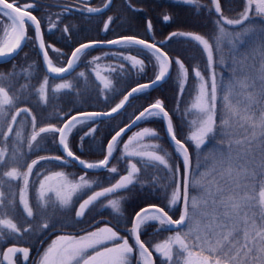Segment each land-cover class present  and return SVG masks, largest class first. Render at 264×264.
I'll return each instance as SVG.
<instances>
[{"label": "snow or ice", "instance_id": "snow-or-ice-1", "mask_svg": "<svg viewBox=\"0 0 264 264\" xmlns=\"http://www.w3.org/2000/svg\"><path fill=\"white\" fill-rule=\"evenodd\" d=\"M187 4H196L198 0H183ZM33 4L20 5L19 0L15 3H9L8 0H0V27H2L6 36L10 35L8 42L0 46V58L10 57L15 54L22 46V42L26 41V23L30 22L34 26L36 37L39 40L38 47L42 50L43 58L46 61L47 71L50 74L68 73L73 70L80 60L81 55L85 50L98 47L102 41H90L88 43H81L71 53V58L66 61L65 67H54L52 61L48 59V52L45 50V43L40 28V20L32 14L30 10ZM108 7L107 4L104 6ZM255 9V15L264 17V0H246V5L243 12H240L238 18L228 19L223 17L219 0H215L214 7L211 11L217 13L220 18L214 20L215 30L210 34V38L192 32L175 31L170 33L165 41L149 42L145 39H140L137 36H119L118 38L108 40L109 45H126L139 46L142 52L154 57L155 66L158 67V72L150 83L138 84L132 87L123 98L110 108V111H92V112H78L72 115L70 119L63 124L62 127H56L53 124L39 127L36 131L37 117L31 115V109L21 108L11 117L13 124L16 123V118L22 113L29 114L31 117L32 133L30 137L26 136L25 127L23 124L18 125V130L14 132L11 125L7 126L6 132H0V137L6 141L10 134L15 135L17 145L24 141L27 144L29 151L39 150L40 142L38 137L41 134L54 133L59 135L60 150L64 153L63 156H39L37 159L31 160L30 163L24 165L26 172L21 173L17 167H12L5 175L12 179H21L23 188L20 190L19 202L22 205L23 211L28 218H33L32 222H25L26 226H18L12 219H0V226L10 230L15 234H22V232L31 233L33 231L32 223L36 220L44 219L40 223V230H59L64 232L68 228L75 227L77 223L83 220L91 209L99 206H111L116 213L121 212L122 201L126 199L120 195L123 191L130 190V186H134L138 181L137 177L141 173V168L137 167L136 163H130L129 168L126 169V175H120L115 183L110 187H102L96 182V187H102V190L95 191L93 183L84 176L79 178V181H69L64 172H53L50 175H43V179H38L36 184L32 185L35 192V204H30L26 193L29 189V178L33 175V169L36 165L46 162H59L62 166H68L73 160L76 161L85 170H99L106 169L113 174H118L119 169L116 166L109 167L110 158L116 150V146L120 142L121 136L125 131L141 120H147L153 117H163L167 120L166 131L172 141L174 149L182 155V163L184 167V182L183 195L181 192V183L177 179L179 174V167L173 162L169 164V159L165 155L158 154L157 151H148L140 149H156L160 148L158 144H146L140 146V149L129 150L134 141L142 140L146 136L156 137V133L149 128H144L142 131L136 132L129 137L128 141L124 143V155L128 157H139L144 162V167L158 168L163 166V170L172 177L171 184H160L159 179L153 177L148 183H152L154 187H160L167 192L170 191V198H167L165 207H160L156 204H150L147 207L141 208L135 213L132 227L125 226V221L122 216H115V224L112 220H95L90 222L88 228L79 229L75 234L56 235L55 239L43 251L39 260L35 264H133V254L138 252L141 262L138 264H155L151 258L152 251L149 250V244L141 240L142 230L150 223L156 222L157 231L161 230H175V234L167 237L161 243H155L153 250L163 258V264H174V247L177 249L175 255L182 260V264H264V160L257 166L258 171L249 173L253 180L259 175L261 179L258 181L259 190L256 192V185H253V195L243 197V201L248 206H255L259 209V214L248 216L246 213L241 214V203L235 196L226 195L225 189L218 186L219 182L213 178H207L215 172L216 166L223 167L224 164H229L227 169L231 174L232 161V146L231 140L232 131L230 119L233 116H240L241 110L233 105L229 99L233 95L234 88L239 85L241 88H248L249 83L246 81L232 80L225 86V94L223 95V109L220 115V123L217 125L216 120V101H217V81L214 72V48L220 51L221 44L227 42L233 52H235L240 44L244 42L243 38L250 34L258 35V50L260 55L264 57V22L256 23L252 17V10ZM66 11H71L67 9ZM87 13H100L101 8H86L83 9ZM7 19L9 24L4 25L3 21ZM165 21L169 20V16L163 17ZM112 18H108V22L104 23L103 30L107 31ZM227 26H242L239 31H232ZM55 28V24L52 25ZM52 28L48 30L51 31ZM147 29L152 31L151 21L147 22ZM65 32L67 28L64 29ZM182 37L195 42L201 47L206 54V67L211 73L210 93L209 84L205 80L200 68L197 66L193 71V77L199 79L197 94L191 103L192 109H195L198 114V119L192 121L195 125V130L187 136L189 142H194V148L197 156L196 167L199 168L200 156L202 146L206 144L209 137L214 140L220 137L215 147L208 152V159L212 162L213 167L201 174L200 179H195L191 187L201 189L199 197H189V182L187 177L192 169V158L189 153L187 144L177 138L176 131L172 117L164 108L163 102L159 99L149 107L145 108L135 116V119L126 127H121L111 137L110 142L106 147V155L99 162L90 163L76 156L71 151L68 143V136L71 134L73 128L79 125H86L90 121H95L97 117H110L112 114L118 113L123 109L130 97L136 94L143 93L146 89L155 87L156 84L166 80L170 74L173 63L178 66V75L181 79V84L178 86L179 93L184 92V83L188 79L189 69L185 66L183 61L179 58L169 57L166 51H163L158 45L167 43L168 40ZM53 51H58L53 49ZM122 55V53H118ZM100 57L94 58L99 60ZM123 59L132 62V67L144 70V61L137 59L136 56L127 55ZM0 62H3L0 59ZM221 64H223V57L221 56ZM240 61L233 60V64H238ZM121 70L123 66L121 65ZM115 71V69H113ZM84 76L83 72L79 73ZM97 76L103 82L105 89L109 88L110 81L107 77ZM259 81L261 84V96H264V64L261 65ZM254 86V85H253ZM73 85L70 82L59 83L55 86L54 91L72 89ZM48 80L45 79L43 84L37 89L39 97L43 101H47ZM251 100V95L248 96ZM21 97H13L9 95L7 88L0 86V111H4L5 106L14 107ZM244 113L248 109L245 108ZM228 117L227 119L225 117ZM240 118L245 124H250L253 133L252 139L255 140L257 135L264 139V109L261 110L257 118L253 116L243 115ZM96 129L92 128L85 133L86 137H92ZM33 142H36L35 144ZM240 144L241 141H236ZM162 150V149H161ZM19 148L17 147L11 156V161L17 163ZM7 154V149H0V164L4 163V157ZM41 173H37L39 177ZM194 175V174H193ZM63 177L64 181L61 184L53 185L49 183L54 178ZM223 179V173H221ZM38 185V187L36 186ZM91 192V194H88ZM86 196V198H84ZM110 196H118L119 198L109 199ZM73 197H76L74 202ZM102 198L107 200V205L102 203ZM82 201V202H81ZM190 201V203H189ZM183 204V209L178 219H173L169 215V211L178 203ZM5 203L4 193L0 192V205ZM9 204L14 203V200H9ZM59 205L65 209L72 211L71 220L65 219L64 222L58 223L55 220V208ZM205 209L211 206V210H201V206ZM191 207V213L189 208ZM257 220L259 223H257ZM103 223L105 226L100 227ZM113 225V226H108ZM94 229V230H93ZM121 232H126L128 235H121ZM3 231H0V236H3ZM129 238L133 243H129ZM42 243V242H41ZM31 249L29 247H9L7 252L3 255V259L8 261V264H16L13 257L19 253L22 255V260L27 262L29 260ZM180 260L175 264H180Z\"/></svg>", "mask_w": 264, "mask_h": 264}, {"label": "trees", "instance_id": "trees-1", "mask_svg": "<svg viewBox=\"0 0 264 264\" xmlns=\"http://www.w3.org/2000/svg\"><path fill=\"white\" fill-rule=\"evenodd\" d=\"M10 1L16 2V0ZM171 1L172 0H151V10L157 19L163 22V17L165 15L169 16L171 19L167 22L168 25L165 26L167 28H163L162 26L159 27L158 30L152 29L151 32L147 29L146 21L141 20V16L149 17L147 9L146 11L141 10L136 14L135 21H131L127 13L122 12V9L117 10V3L113 4L106 13L108 17L112 18V21L109 24L108 30L104 31V23L100 21V17L98 16L93 15L92 18L86 19L84 14L79 11H74L70 20H67L62 8L58 6L39 4V2L34 5L43 10L42 13H38L36 16L40 20L45 49L48 52L49 59L52 61V65L63 67L66 65V61L71 56L73 50L81 43L93 40L106 41L119 36H137L138 38L151 42L164 39L167 34L172 31L170 29V26L173 25L172 21H176V18L179 17V10L176 9V7L162 4ZM30 2H32V0H19L20 5L29 4ZM198 4L199 10L204 9V7L206 10L210 9L207 0H199ZM245 5L246 4H243L240 9L224 17L228 19L238 18L239 13L244 11ZM32 9L35 8H31L30 10ZM207 16L212 15L208 14ZM212 17L214 18V16ZM252 17L256 23L264 22V17L256 16L255 13H252ZM66 22L70 23V25L69 29L65 32ZM9 23L10 21L7 19L3 21L4 25ZM163 23L166 24L165 22ZM53 24H55V28L51 27ZM57 26H61V28L58 29ZM225 27L232 31H239L242 26L225 25ZM49 28H52V30L49 31ZM181 31L203 35L206 38H210V34L214 32L201 33L202 31L199 29ZM4 35V31L2 27H0V46ZM250 35L252 36L254 34ZM54 41L59 42V44H56ZM223 44L228 43L225 42L221 45ZM53 49L58 51H53ZM163 49L168 53L169 57L179 58L183 61L185 66L188 67V81L191 83V89L184 85V92L182 94L179 93L178 86L181 84V81L176 77L179 69L178 66L173 63L171 74L164 83L158 87L133 96L124 110L116 116L96 118L94 122L90 121L86 125L78 124L72 129L71 134L68 136V143L71 151L83 160L89 162L99 161L104 158L107 144L115 132L130 123L141 111L159 99L163 102L164 108L172 117L177 138L182 139L187 144L189 153L191 154L192 169L190 172L189 197H199L201 195V189L199 187L192 188L191 184L195 179H200L202 173L209 171V169L213 167L212 162L208 159V152L215 147L220 137H216L215 140L209 137L206 144L202 146V154L200 156L201 166L197 168V156L194 142H189L187 140V136L191 134V129L186 111L191 99L194 97L195 88L199 81L198 78L194 79L193 77L195 67L198 66L200 68L205 79L211 78V73L206 67V54L202 51L200 46L191 40L176 37L164 44ZM118 53H122V55ZM234 53L235 52L231 49L225 48V50L220 49V51H216L214 48L213 67L217 81V125L220 123L221 112L224 111L223 95L225 94V86L234 79L239 81L242 79L240 76L242 75L241 72L236 70L235 66H233L230 61ZM248 54L250 56L252 55L251 52H248ZM127 55L136 56L137 59L143 60L144 70L140 71L139 68L132 67L131 61L123 59V57ZM221 56L223 57V64L220 62ZM96 57H100V59L92 62ZM121 65L123 66V70H121ZM113 69H115V71H113ZM80 72H83L85 75L80 76ZM157 72L158 67L155 66L154 57L142 52L139 46L118 45L109 48H90L85 50L77 66L69 74L62 78H53L43 67L42 58L35 40L34 30L32 29L29 31L26 46L18 55L11 61L0 64V86L7 88L10 96L14 98L17 96L21 97V100L16 103L17 107L28 106L32 110L35 108L40 112V127L47 126L48 124H53L58 127L78 112L109 111L110 108L114 107L132 87H136L138 84L151 82ZM97 73L102 77H107L111 82L109 88H104L103 82L100 77L97 76ZM45 79L48 80L49 85L47 89L48 100L46 102L40 101V106L38 105L39 101L35 98H38L39 94L37 89H39ZM64 82H70L73 88L60 90L59 92L54 91L55 84ZM238 93V91L234 90L233 95H231L229 99L231 102L233 100V105L240 108L244 104L241 101L242 96L235 97ZM260 93V88L257 89V92L253 91L254 96H252V102L247 104L246 108L248 111L247 113L243 112V115L253 116L254 119L259 116L261 110L264 109V96H261ZM11 110L12 107H10L9 111L11 112ZM240 116H233L230 119L232 131L231 140L233 141L232 161L230 162L232 168L231 174L227 171L229 164L226 163L223 167L217 165V170L207 179L211 180L214 176L219 182L218 186L225 189V194L235 196L241 203V214L243 215L246 213L251 217L253 214L258 215L259 209L255 206L246 205L242 198L254 194V184L256 185V192L259 190L258 181L261 177L257 175L255 180H253L249 173L258 171L257 166L264 160V139H261V137L257 135L256 139L253 140V129L251 125L245 124ZM225 118L227 119L228 117L226 116ZM92 128L96 129L93 136L86 137L82 140L81 138L85 136V133ZM144 128L153 130L157 134L156 137L146 136L142 140L135 141L133 145L130 146L129 150L140 149V146L146 144L160 145V148L140 150L157 151L158 154L165 155L166 158L169 159V164L175 162L179 167L177 179L181 183V192L183 191L184 167L182 155L174 149L171 140L167 137L162 117L141 120L132 131L120 138V142L116 146L109 167L116 166L119 169L118 174H113L104 169L101 173L95 174L97 177L96 179L94 178L102 183H112L120 175L127 174L126 169L129 168L130 163H136L137 167L141 168V173L138 175L137 180L143 181L144 183L137 182L134 186H130V190L123 191L120 194L126 198L122 201L121 212L116 213L111 206L103 207L104 209L102 211V213H108L114 217L122 216L125 221V226L128 228H131L135 213L141 208L150 204L165 207L167 198H170V191L166 193L164 189L158 186L154 187L152 183H148L153 177H156L159 179L160 184H171L172 177L163 170V166H159L158 168H145L144 162L141 161L139 157H128L124 155V143H126L129 137L133 136L134 133L142 131ZM57 135L58 134L54 133L41 134V137H38V142H40L41 145L40 149L29 151L28 148H26L27 155L32 158L35 154L58 153ZM236 141H241V143L236 144ZM51 163L53 162H42L38 164V166H50L52 165ZM221 173H223V179H221ZM114 198L119 197H109V199ZM102 203L107 205V200L103 199ZM165 210L168 211V208L165 207ZM201 210L210 211L211 206L209 205V207L205 209L202 205ZM189 212L191 213V207L189 208ZM180 213L181 203H178L173 207L172 211H169V215L175 219L179 217ZM257 223H259L258 220ZM157 227L158 225L156 222H150L142 230L141 240L146 243L151 242L149 244V250L154 254L156 264H163V258L153 250L152 246L174 235L176 229L157 231ZM129 239L130 242L133 243L131 238ZM176 251L177 249L174 247V264L176 261L180 260V258L175 255ZM134 255L137 257L139 253L135 252ZM180 264H182V260H180Z\"/></svg>", "mask_w": 264, "mask_h": 264}, {"label": "flooded vegetation", "instance_id": "flooded-vegetation-1", "mask_svg": "<svg viewBox=\"0 0 264 264\" xmlns=\"http://www.w3.org/2000/svg\"><path fill=\"white\" fill-rule=\"evenodd\" d=\"M8 1L10 3H15V1H10V0H8ZM37 2H39V4L40 3L49 4V5L58 6L59 8H62L67 20L68 19L70 20L74 11H79L82 14H84L86 19L92 18L93 15L98 16V17H100V21L103 23H106L108 21V18H109L106 15V13L109 10L104 11L102 13H87L86 11H83V9H86V8H89L92 6L95 8H100L105 4L106 0L105 1H103V0H32V2H30L29 4L34 5ZM115 3H117V10L122 9V12L127 13L128 18L131 21H135V17H136L137 13H139L141 10L146 11V9H147L149 12V17L147 18L145 16H141V20L146 21V25H147L148 21H151L152 29H154V30H158V28L162 27V26H163V28H167L165 26H167L168 25L167 22H169L171 20L170 17H169V20H167V21L163 20V22L166 23V24H164L162 21L157 19V17L155 16V14L151 10V0H113V4H115ZM219 3L221 6L223 17L226 16L227 14L231 13L229 11V6H228L229 0H219ZM162 4H167L171 7H176V9L179 10V17L176 18V21L173 20L172 21L173 25L170 26V29L172 30L171 32L181 31V30H186V31L196 30V29H194L193 25H198V18L195 16H198L199 11L207 12L206 13L207 15L210 14V15L214 16V18H216V17L220 18V16L216 15L217 13L210 10L211 8L214 7V4H215L214 0H207V4L209 5L208 7L210 8L209 10H206L205 7H204V9L199 10V4L198 3L187 4V3H184L183 0H172L169 3L164 2ZM162 4H158V5H162ZM33 8H35V9H32L31 11H32V14L35 16L38 13L43 12L42 9H39L36 6ZM67 9H71V11H66ZM183 13L184 14L188 13V15H190V16L186 17V19L184 20V14ZM179 20H181L182 22L178 23ZM184 21L187 24L186 26H184ZM69 25H70V23L66 22L65 28L68 27L67 29H69ZM40 27H41V24H40ZM57 28L60 29L61 26H57ZM32 29L34 30V26H32L30 23H26V36L27 37H29V31H31ZM171 32H169L167 34V36ZM27 40L25 41L22 49L26 46ZM162 40L163 39H160L159 41H162ZM54 42L56 44H59V42H57V41H54ZM162 48H163V46H162ZM18 108L19 107H17V109ZM29 109H31V108L29 107ZM16 110H15V112H16ZM31 111L33 112V115L36 116L34 110L31 109ZM15 112H14V114H15ZM38 113L40 115V112H38ZM14 114H13V116H14ZM22 115H25V113H22L17 118L16 124L13 127L14 132H15L16 127H17L16 126L17 122H18L19 118L22 117ZM10 125H11V123H10ZM28 126H29V124H28ZM25 132H27V127H25ZM13 137H14V135H13ZM58 140H59V138H58ZM4 145H5L4 143L3 144L0 143V149H3ZM4 147L7 148V145ZM17 147L19 148L18 145H17ZM58 148L60 149L59 145H58ZM41 155H44V156L45 155H49V156L61 155V156H63L64 153H62V151L59 150V152L56 154H41ZM41 155H39V156H41ZM25 156H27L26 152H24V154H23V160L21 163V164H23V167H21V169L19 170L21 173L27 171V169L24 165H26L27 163H30L31 160H33L35 158V157L34 158L29 157L27 159H24ZM10 158H11V155H10ZM51 164H56L58 166H62L59 164V162H55V161H53V163H51ZM46 167H48V166H46ZM64 167H65V171L69 172L71 177L78 178V179L81 176H85L87 179H89V178L90 179H93V178L96 179L97 176H95V174H99L102 172V171L101 172H87V171L83 170L81 167H79L78 164L75 163L74 161H72L68 166H64ZM38 170H41V169H38V168L35 169V172L31 178L32 180H34V177L38 173ZM7 171H8V165H5L4 163L0 164V192L4 193V200H5V203L3 205H0V219H12L13 222L18 224V226H21L20 223H21V220L23 221V219H27V220L30 219L29 221L32 222L33 218H28L26 216V214H23V212H21L23 210L22 205H19V200L17 198L15 199L17 192L15 193L14 191H15V188H17L16 186L17 185L20 186V184L17 183V185H13V187H11V186L9 187L8 183H7V176L5 175V173ZM96 182H98V181L96 180ZM32 185H34V184L31 183L30 186H32ZM22 186H23V183H22ZM30 192H32L31 197H33L35 194L34 190L31 189ZM9 200H14L15 204H9L8 203ZM32 201H34V199H32ZM9 205L10 206L14 205V207H15V208L11 207V209L13 208V211H11L12 214L10 213V211L8 209ZM103 209H104L103 207L100 208L99 206L91 209L88 213H86L85 218L83 220H81L79 223H77L75 225V227L68 228L64 232H61L59 230H49V231L42 233V234L40 232H37V231H32L31 233L22 232V234H15L6 228H3V226H0V231H3V233H4L3 236H0V264H8V261L3 259V255L7 252V249L9 247H14V246L15 247H29L31 249V251H30L29 260L27 262H24L22 260V255L19 253H17L13 257V259L16 261V264H35V262L39 260L40 254L44 251V249H46V247L51 243V240L57 234H59V233L75 234L79 231V229L88 228L90 226V222H93L95 220H100V221L112 220L113 224H115L114 223L115 222L114 216H111L108 213H102ZM71 217H72V213H70V212L67 213V211L62 212V211H60L59 208L58 209L55 208V220L58 223L64 222L65 219L71 220ZM43 219L44 218L41 217L40 220H36L35 221L36 224L40 223ZM99 226L104 227L105 225L103 223H101ZM108 226H113V225H108ZM121 234L125 235V236L128 235L125 232H121ZM129 241H130V239H129Z\"/></svg>", "mask_w": 264, "mask_h": 264}, {"label": "rangeland", "instance_id": "rangeland-1", "mask_svg": "<svg viewBox=\"0 0 264 264\" xmlns=\"http://www.w3.org/2000/svg\"><path fill=\"white\" fill-rule=\"evenodd\" d=\"M105 1V0H103ZM243 4H246V0H229V11L231 13L237 11L238 9L241 8V6ZM91 8H95V7H91ZM252 13H255V9L253 8L252 10ZM184 14V13H183ZM190 15H188V13H185L184 14V20L186 19V17H188ZM198 18V25H193L194 29H199L200 31H202L201 33H204V32H213L215 30V25H214V19L212 16H207V14L204 12V11H199L198 12V16H195ZM182 21L179 20L178 23H181ZM186 22L184 21V26H186ZM244 42L242 44H240L237 48V50L235 51L234 53V56L233 58L230 60L231 61V64L233 66H235V69L238 70L239 72H241L242 75H240L242 77L241 81H246L249 83V87L248 88H241L239 85H237L234 90L238 91V95L235 96V97H241V101L243 102V106H241L239 109L241 110V113L240 115L243 116V110L247 107V104L248 103H251L252 102V99L249 100L248 99V96L251 95L254 96L253 94V91L257 92V89L260 88L261 89V84H260V81H259V76H260V69H261V65L264 64V57H262L260 55V52L258 50V45H257V42H258V35L257 34H254V35H248V36H245L243 38ZM6 41V36L4 35L2 41H1V46L5 43ZM225 48L227 49H231L229 44H223L221 45V49L225 50ZM248 52L252 53V55L250 56L248 54ZM233 60H237V61H240V63L238 64H233ZM230 71H231V67H230ZM179 81H181L179 75L176 76ZM206 81H208V84H209V93H210V83H211V78H207L205 79ZM234 80H237V79H234ZM239 81V80H237ZM198 84H199V81L197 82V85H196V88H195V92H194V97L191 99L190 103H189V106L187 108V111H186V114H187V117H188V121H189V125H190V129H191V132L195 130V125L192 123V121L194 120H197L198 119V114L196 112L195 109H192L191 107V103L192 101L194 100L196 94H197V88H198ZM57 84H55L56 86ZM185 86H188L190 89H191V83H189L188 79L187 81L184 83ZM254 85V86H253ZM49 86V85H48ZM55 86H54V89H55ZM237 94V93H236ZM37 95V94H36ZM35 95V96H36ZM37 99L38 102V105L41 106V102L43 100H40V97L38 95V98H35ZM48 100V99H47ZM232 100V99H231ZM41 101V102H40ZM233 103V100L232 102ZM10 107L9 106H5V109L4 111H0V132H6L7 131V126L10 125L11 123V117L13 116L15 110L17 109V105H15L14 107H12V110L11 112L9 111ZM35 114H36V117H40L39 116V113L37 111V109H33ZM32 112V111H31ZM31 115H33V112L31 113ZM37 117V118H38ZM245 123V122H244ZM20 124H23L24 127H27V132L26 133V136L30 137L31 133H32V126H31V117L30 115L28 114H25V115H22V117L19 118L18 122H17V127H16V130H18V125ZM29 124V126H28ZM250 125V124H248ZM39 118L37 119V125H36V131L39 130ZM15 130V131H16ZM14 135V132L13 134L9 135L8 136V139L5 141L3 139V137H0V143H4L6 146L7 145V148H5L3 146V149H7V154L5 155L4 157V164L5 165H8V171L11 170L12 167H17L18 170L21 169V167H23V164L22 163V160H23V154L24 152H26V148H27V144L24 142V141H21L18 146H19V153H18V157H17V160L18 162L17 163H13L11 161V158H10V155L12 156V152L17 148V143H16V138H15V135ZM190 135V134H189ZM128 141V140H127ZM135 142V141H134ZM34 144L36 142H33ZM36 151V150H35ZM27 154V152H26ZM42 154V153H41ZM41 154H35V156H33L32 158L34 157H38L39 155ZM29 158V155L25 156L24 159H27ZM8 159V160H7ZM26 164V163H25ZM20 166V167H19ZM38 169H41V170H38V173H41L42 175H40L39 177L36 176L34 177V180L32 179H29L30 183H29V189H28V192L26 193L27 195V198L29 199V202L30 204H35V194L33 197H31L32 195V192H30V190L32 188V186H30L31 183L33 184H36V181L38 179H43V175H50L51 173L53 172H64L66 174V177L69 181H79L78 178H73L71 177L70 173L69 172H66L65 171V167L64 166H58L56 164H52L48 167H46V165L42 168H40L39 166H37ZM36 168V169H37ZM7 171V172H8ZM26 171V170H25ZM85 177V176H84ZM86 178V177H85ZM87 179V178H86ZM90 182H94L93 183V188L94 190L96 188H101V187H96V180L93 178V179H88ZM64 181V178L63 177H57V178H54L53 181H50L49 183L53 184V185H57V184H61L63 183ZM7 183H8V186L10 187H13V185H17L20 184V186H16L17 188H15V193H16V196H15V199L17 198L19 200V194H20V190L23 188L22 186V180L21 179H12V178H9L7 177ZM100 184V182H98ZM107 184L109 183H103V184H100L102 187H105ZM38 187V185H36ZM91 192H89L88 194H90ZM32 199H34V201H32ZM73 200L74 202L76 201V197H73ZM12 204H15V203H12ZM19 205L20 202H19ZM11 207L15 208L14 205L13 206H10L9 205V211L10 213L12 214L11 211H13V208L11 209ZM60 209V211L64 212V211H67V213H72V211L70 209H65L59 205L56 206V209ZM23 212V214H26L23 210L21 211ZM30 219H23V221L21 220V223L20 225L22 226H26V221L31 223V221H29ZM41 223V222H40ZM40 223H37L34 222L32 223V228H33V231H37V232H40L41 234L42 233H45L47 231H41L40 230ZM49 231V230H48ZM57 235H64V233H59ZM122 235V234H121ZM56 237V236H55ZM55 237L53 239H55ZM129 243L131 244V242L129 241ZM48 247V246H47ZM46 247V248H47ZM45 250V249H44ZM43 254V252L40 254V256ZM135 254V252H134ZM133 254V264H138V262H141V258L140 256H137Z\"/></svg>", "mask_w": 264, "mask_h": 264}, {"label": "water", "instance_id": "water-1", "mask_svg": "<svg viewBox=\"0 0 264 264\" xmlns=\"http://www.w3.org/2000/svg\"><path fill=\"white\" fill-rule=\"evenodd\" d=\"M215 1V0H214ZM10 3V2H9ZM112 3H113V0H106V3L105 4H107L108 5V7L107 8H105L104 6H105V4L101 7V9H103V11L102 12H104V11H106V10H108L110 7H111V5H112ZM102 12H100V13H102ZM170 35V34H169ZM168 35V36H169ZM167 36V37H168ZM36 40H37V45L39 44V40L37 39V37H36ZM165 40H166V38H165ZM165 40H163V41H165ZM107 42V41H106ZM106 42H104V43H101L98 47H94V48H107V47H114V46H117V45H109V44H107ZM162 42V41H161ZM24 43H25V41L24 42H22V46H21V48L15 53V54H13L12 56H10V57H6V58H0V59H2V61L3 62H0V63H4V62H7V61H9V60H11L13 57H15L18 53H19V51L22 49V47H23V45H24ZM151 43V42H150ZM162 44H164V43H161L160 45H162ZM159 46V45H158ZM160 47V46H159ZM38 49H39V52H40V54H41V56H42V59H43V64H44V67H45V69H46V71H47V65H46V61L44 60V58H43V53H42V50L38 47ZM71 58V57H70ZM71 71V70H70ZM69 71V72H70ZM48 72V71H47ZM68 72V73H69ZM170 72H171V70H170ZM68 73H63V74H59V76L57 77L55 74H50L49 72H48V74H50L52 77H55V78H60V77H63V76H65V75H67ZM170 75V74H169ZM169 77V76H168ZM167 80V79H166ZM166 80H164L163 82H161V83H158V84H156V86L155 87H158V86H160L162 83H164ZM150 83V82H149ZM155 87H152V88H155ZM152 88H149V89H152ZM149 89H146V90H149ZM145 90V91H146ZM137 95V94H136ZM135 96V95H134ZM132 99V97H130L129 98V101ZM129 101L126 103V105L129 103ZM126 105H125V107H126ZM124 107V108H125ZM21 108H26V107H21ZM21 108H19V109H21ZM124 108L123 109H121L118 113H115V114H112L110 117H113V116H116V115H118L120 112H122L123 110H124ZM19 109L17 110V111H19ZM16 111V112H17ZM16 114V113H15ZM76 115V114H75ZM139 115V114H138ZM162 117V116H161ZM18 118V117H17ZM17 118H16V120H17ZM97 118H108V117H97ZM70 119V118H69ZM135 119V118H134ZM133 119V120H134ZM162 119H163V121H164V124H165V132H166V135H167V137L170 139V137H169V135H168V133H167V131H166V124H167V120L165 119V118H163L162 117ZM67 122V121H66ZM132 122V121H131ZM130 122V123H131ZM140 122V121H139ZM139 122H137V124L139 123ZM129 123V124H130ZM137 124L136 125H134L133 127H131V128H129V129H127L126 131H125V133L122 135V136H124L125 134H127V133H129L130 131H132L136 126H137ZM128 125V124H127ZM11 126L13 127L14 126V124L12 123L11 124ZM124 127H126V126H124ZM121 136V137H122ZM110 142V141H109ZM172 142V141H171ZM110 160H111V158H110ZM74 161V160H73ZM75 163H77L76 161H74ZM78 164V163H77ZM79 165V164H78ZM80 166V165H79ZM80 167H82V166H80ZM83 168V167H82ZM84 169V168H83ZM85 170V169H84ZM101 170H103V169H99V170H86V171H91V172H99V171H101ZM191 172V171H190ZM126 175V174H125ZM187 180H188V182H189V185H190V173H189V175H188V177H187ZM184 182V181H183ZM115 183V182H114ZM111 185H109V186H107V187H110ZM100 190H102V188L101 189H98V190H96V191H100ZM182 195H183V193H182ZM188 195H189V190H188ZM147 207V206H146ZM182 209H183V204H182ZM175 220V219H174ZM153 260H154V257H153V255H152V257H151ZM155 261V260H154Z\"/></svg>", "mask_w": 264, "mask_h": 264}, {"label": "bare ground", "instance_id": "bare-ground-1", "mask_svg": "<svg viewBox=\"0 0 264 264\" xmlns=\"http://www.w3.org/2000/svg\"><path fill=\"white\" fill-rule=\"evenodd\" d=\"M9 39H10V35H9V36H6V41H5V43L8 42ZM131 227H132V226H131ZM154 260H155V258H154ZM155 264H156V261H155Z\"/></svg>", "mask_w": 264, "mask_h": 264}]
</instances>
